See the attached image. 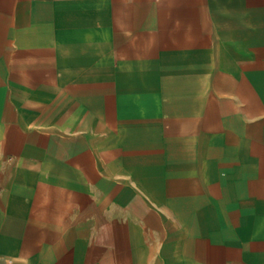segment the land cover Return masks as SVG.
Segmentation results:
<instances>
[{
    "label": "crops",
    "instance_id": "1",
    "mask_svg": "<svg viewBox=\"0 0 264 264\" xmlns=\"http://www.w3.org/2000/svg\"><path fill=\"white\" fill-rule=\"evenodd\" d=\"M0 264H264V0H0Z\"/></svg>",
    "mask_w": 264,
    "mask_h": 264
}]
</instances>
